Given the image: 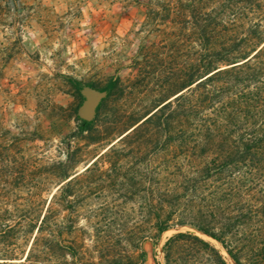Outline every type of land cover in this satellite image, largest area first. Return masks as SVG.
Listing matches in <instances>:
<instances>
[{
  "label": "trees",
  "instance_id": "16d2710c",
  "mask_svg": "<svg viewBox=\"0 0 264 264\" xmlns=\"http://www.w3.org/2000/svg\"><path fill=\"white\" fill-rule=\"evenodd\" d=\"M181 8L177 30L189 32L198 49L189 52L179 87L134 120L84 171H75L69 147L67 160L48 168L57 191L40 204L37 220L28 216L30 199L22 207L10 204L0 220L4 237L27 227L34 237L26 256L9 241L0 264H42L45 251L76 229L75 218L89 209L85 202L92 195L105 199L100 207L107 212L120 199L141 202L138 216L149 221L150 230L125 227L120 233L126 242L189 226L220 244L235 264H264V0H192ZM117 88L118 81L111 82L107 96ZM77 120L71 137L96 131L94 119ZM107 189L116 194L106 196ZM56 202L67 213L63 225L55 219ZM120 216L135 219L127 212ZM68 253L77 255L72 246ZM164 259L229 264L220 249L189 230L166 241Z\"/></svg>",
  "mask_w": 264,
  "mask_h": 264
},
{
  "label": "rangeland",
  "instance_id": "374dc122",
  "mask_svg": "<svg viewBox=\"0 0 264 264\" xmlns=\"http://www.w3.org/2000/svg\"><path fill=\"white\" fill-rule=\"evenodd\" d=\"M191 1L0 0L2 222L10 204L22 207L29 199L27 215L37 220L40 204H48L57 191L58 180L48 168L67 160L69 147L75 171H84L134 120L179 87L188 54L198 49L189 42V32L177 30L175 23L181 4ZM175 75L179 81L173 84ZM113 81L118 88L107 96ZM76 82L82 83L80 90ZM91 91L104 94L93 116L96 131L71 137ZM104 200L95 195L86 200L89 209L75 218L76 229L45 251L42 264H164L166 241L188 230L235 264L220 244L189 226L174 227L158 239L126 242L120 233L125 227L150 230L149 221L138 216L141 202L120 199L107 212L100 207ZM58 204L55 219L63 225L67 213ZM122 212L135 219L126 222ZM1 232L0 258L11 240L28 254L34 237L30 227L12 238ZM71 246L76 256L69 255Z\"/></svg>",
  "mask_w": 264,
  "mask_h": 264
},
{
  "label": "water",
  "instance_id": "95a60500",
  "mask_svg": "<svg viewBox=\"0 0 264 264\" xmlns=\"http://www.w3.org/2000/svg\"><path fill=\"white\" fill-rule=\"evenodd\" d=\"M104 94L91 91L89 93V98L86 100V102L82 105L80 110V116L82 119L85 120H91L93 119V116L95 114V108L97 104L101 101Z\"/></svg>",
  "mask_w": 264,
  "mask_h": 264
}]
</instances>
